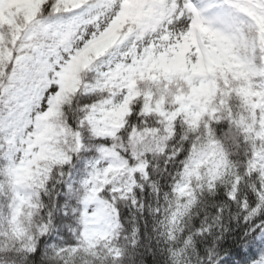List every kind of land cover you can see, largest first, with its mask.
Masks as SVG:
<instances>
[{
    "label": "clouds",
    "instance_id": "obj_1",
    "mask_svg": "<svg viewBox=\"0 0 264 264\" xmlns=\"http://www.w3.org/2000/svg\"><path fill=\"white\" fill-rule=\"evenodd\" d=\"M192 2L197 3V0ZM214 2L217 7L210 9L207 16L218 31L230 37L229 80L234 86L237 83L248 86L256 75L259 78L255 87L264 90V71H261L264 70V15L260 14L255 0ZM44 3L45 0H38L39 5ZM182 4L183 0H178V7ZM118 13L119 0H116V6L99 25L93 23L78 33H69L63 40L43 33L39 25L36 28L44 41L45 54L51 55L52 67L48 72L51 75L38 82L41 98L32 102L31 112L26 117L30 127L25 130L19 147L11 151L16 164L26 163L29 170L35 169L44 187L30 190L34 212L25 227L26 242H34L33 250L21 251L23 244L18 241L17 251L6 258L5 264H64L61 250L75 247L69 243L72 238L78 242L75 236L77 202L74 206L66 204L67 210L66 205L57 207V197L62 194L57 186L65 185V194L76 200L75 195L69 194V188L79 193L90 170L84 178H75L73 172L80 152L74 150L72 139L62 125L73 128L67 123V113L82 109L74 113L76 134L82 138L92 137L91 130L83 124L86 119L83 110L97 102L81 106L79 79H74L73 88L69 89L71 100L62 109L65 89L52 81L57 80L69 64H87L92 55L98 57L104 51L115 34H108L109 38L102 43L94 44L92 38L100 28L107 30ZM38 19L49 21V10H43ZM68 19L58 22L66 23ZM169 24L162 26L165 31L179 32L186 29L190 20L181 13ZM161 36V33L149 35L139 41V46L161 42ZM18 70L14 61L4 60L0 54V97L6 98L5 104L12 99L14 72ZM82 78L91 80L88 74ZM260 116L264 119V112ZM228 117L240 123H252L255 119L233 96L230 111L223 118L210 124L206 122L195 131H190L181 120L176 121L172 132L159 120L151 122L152 129L159 135L146 139L141 149L143 157L135 165L138 174L124 181L125 198L117 199L120 229L111 241V249L103 253L106 257L103 264H220L221 261L264 264V152H260L257 160L253 142L242 129L233 126ZM162 127L164 131L160 132ZM230 130L231 136L226 138ZM217 142L222 144V153L211 147ZM61 154L63 163H56ZM9 164L8 160L0 159V213L5 220L11 206L6 175ZM189 202L190 207L177 218V206ZM123 208L129 209V217L122 218ZM60 212L65 216L70 214L75 227L55 224V214ZM41 224H47V228L41 230L38 227ZM63 227H68L72 237L62 235ZM7 230V224L0 222V234ZM77 264L82 262L77 260Z\"/></svg>",
    "mask_w": 264,
    "mask_h": 264
},
{
    "label": "snow or ice",
    "instance_id": "obj_2",
    "mask_svg": "<svg viewBox=\"0 0 264 264\" xmlns=\"http://www.w3.org/2000/svg\"><path fill=\"white\" fill-rule=\"evenodd\" d=\"M255 3L264 15V0H255ZM115 6L116 0H45L39 5L35 18L0 30V54L4 60L14 61L19 69L18 73L14 72L12 99L5 104L6 98L0 97V159L10 162L6 175L11 192L6 220L0 213V222L8 226L7 232L0 234V264H5L6 258L17 251L18 241L23 244L21 251L33 250L34 242H26L25 227L34 212L30 190L44 187L35 169L29 170L26 163L16 164L11 151L19 147L25 130L30 127L26 117L41 90L37 84L52 67L51 55L45 54L44 41L36 28L39 25L43 33L63 40L69 33H78L93 23L99 25ZM215 7L214 0H205L202 4L183 0L181 7H178V0H119L115 22L110 21L107 30L100 28L92 38L94 44L102 43L109 38L108 34H115V39L104 51L98 57L94 55L96 62L113 51H120L118 61L109 65L108 70L90 85L93 92L100 93V99L83 110L86 113L83 124L91 130L92 137L112 143L97 148L98 157L89 165V178L83 181L79 193L69 188V194L75 195L77 202L75 236L78 242L75 247L61 250L64 264H77V260L82 264H103L106 259L103 253L111 249V241L120 229L117 199L125 198L124 181L138 174L135 165L143 157L141 149L146 139L159 135L151 127L154 119L169 132L174 131L177 120L195 131L206 122L210 124L223 118L230 111L232 97L236 96L242 108L253 113L255 119L252 123L228 119L253 142L257 160L260 152H264V119L260 116L264 112V90L252 87L250 82L248 86L241 83L234 86L229 80L230 37L218 31L207 16ZM45 9L50 12V20L39 21ZM181 13L190 20L186 29L165 31L162 26L174 22L175 16ZM56 17L70 19L59 23L51 19ZM155 33L162 34L161 42L139 46L141 39ZM90 66L91 60L83 65L74 62L60 75ZM252 78L259 77L253 75ZM133 112L145 123L131 126L125 140L120 133ZM62 127L71 137L74 150L81 152L83 138L77 136L75 128ZM163 131L162 127L160 132ZM230 136L231 130L226 138ZM211 147L215 152L223 151L219 142ZM56 163H63L62 154ZM190 204L177 206V218ZM65 208L67 210V205ZM38 227L43 230L47 224Z\"/></svg>",
    "mask_w": 264,
    "mask_h": 264
},
{
    "label": "trees",
    "instance_id": "obj_3",
    "mask_svg": "<svg viewBox=\"0 0 264 264\" xmlns=\"http://www.w3.org/2000/svg\"><path fill=\"white\" fill-rule=\"evenodd\" d=\"M103 66L102 60H99L98 62L94 61L90 67L86 68L82 72V77L84 74H88L91 77V80L87 79H81V86L79 88L80 95L83 96V98L80 100V105L84 104H92L93 102H97L100 99V93L99 92H93L92 88L90 85H93L95 81L97 80L98 75L100 74V68ZM250 83L253 84V86L258 85V80L255 78H252ZM64 107V106H63ZM73 107L75 108L76 105L74 104ZM82 109H76L74 110L73 113H67V123L72 126L73 128L76 127V114L75 111H80ZM129 123L126 125L125 129L121 131L120 136L126 140L128 132L130 131L131 126L133 125H143L145 122L141 120L136 112H133V114L128 118ZM82 143L84 144V148L81 150L79 153L80 160L76 165V169H74V176L83 168V165L91 159L97 158L98 153H97V148L101 145L104 146H110L112 143L111 140L108 139H96L94 137L86 135L82 139ZM75 162V158H74ZM163 183V182H162ZM59 191L62 193L57 197V207H62L66 204L70 205H76V200L74 198H70L68 195L65 193L67 192V188L65 185L61 184L57 186ZM166 187V186H165ZM145 198L146 200L148 199V193L145 192ZM47 200V198H45ZM145 217L148 218L149 223H151L150 217H148L147 212L144 213ZM121 216L122 218L129 217V209L123 208L121 210ZM54 223L59 225H72L75 227V223L71 215L69 214L68 216H65L63 212H60L58 214H55V219ZM62 235L65 237H72V233L69 231L68 227H63L62 228ZM70 244H75V239L72 238L69 240Z\"/></svg>",
    "mask_w": 264,
    "mask_h": 264
},
{
    "label": "rangeland",
    "instance_id": "obj_4",
    "mask_svg": "<svg viewBox=\"0 0 264 264\" xmlns=\"http://www.w3.org/2000/svg\"><path fill=\"white\" fill-rule=\"evenodd\" d=\"M205 0H197V3L202 4ZM11 6H14L10 8ZM39 10L38 0H0V30H4L7 26L11 25H18L27 23L30 19L35 18L36 13ZM55 19L57 22L61 20V18H51ZM120 56V51L116 50L105 57L102 63L104 64L103 68L100 69V73L106 72L108 70V66L114 64L118 61ZM91 63L96 60L94 55L90 58ZM7 63V62H6ZM85 68H81L78 72H66L63 76L59 75L57 80L52 81V83L56 84L58 87H62L65 89V97L66 99L61 105L63 109L64 104L68 103L71 100L72 93L69 89L73 88L74 79H79V85L81 86V79H82V72ZM51 73H46L44 79L47 80ZM41 98L37 96L34 100H38ZM96 158L92 160H88L84 165L83 168L75 175L77 180L84 178L87 174V171L90 170L89 165L95 161Z\"/></svg>",
    "mask_w": 264,
    "mask_h": 264
}]
</instances>
